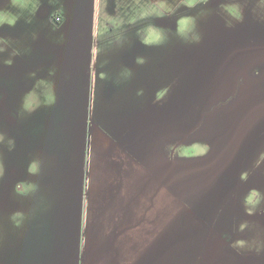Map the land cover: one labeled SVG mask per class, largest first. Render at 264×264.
Masks as SVG:
<instances>
[{
	"label": "rangeland",
	"instance_id": "obj_1",
	"mask_svg": "<svg viewBox=\"0 0 264 264\" xmlns=\"http://www.w3.org/2000/svg\"><path fill=\"white\" fill-rule=\"evenodd\" d=\"M231 2L188 7L185 0H41L33 15L31 8L0 0V8L23 17L0 28V37L10 41L0 53V133L6 138L0 143V264L85 263L86 250L69 245L77 246L81 234L68 233V218L57 210L61 204L48 199L43 212L37 209L32 196L41 185L31 169L43 147L62 154L73 146L64 164L38 171L41 181L52 182L53 195L66 200L65 169L83 178V167L73 169L67 161L82 165L76 151L88 150L85 132L94 123L110 127L132 115L139 118L133 129L141 157L147 162L156 156L155 166L171 173L173 194L229 239L222 264H264V6L239 0L244 20L229 27L221 5ZM57 13L64 16L59 23ZM9 59L11 66L4 63ZM39 80L54 83L57 102L44 105L47 89L41 86L42 105L24 112L23 98ZM88 83L96 96L88 95L81 108L88 118L78 135L68 114L80 104L77 93L84 99ZM160 132L165 138L157 149L147 136L159 141ZM33 184L37 190L28 195L16 191ZM16 213L21 215L14 220ZM182 219L172 224V242L138 264L202 259L201 225L193 231L186 224L183 240ZM238 242L244 246H234Z\"/></svg>",
	"mask_w": 264,
	"mask_h": 264
},
{
	"label": "crops",
	"instance_id": "obj_2",
	"mask_svg": "<svg viewBox=\"0 0 264 264\" xmlns=\"http://www.w3.org/2000/svg\"><path fill=\"white\" fill-rule=\"evenodd\" d=\"M107 116L112 118L113 114L108 111ZM72 121L74 126L71 127L77 129L78 135V128L87 127L86 119L73 117ZM138 121L139 118L132 115L121 121L114 120L110 127L94 123L92 129L85 132H88V150L81 153L82 150L77 148L76 151L84 159L82 165L78 161H67L73 169L83 167V178H79V172L74 175V170L65 169L70 183L66 200L53 195L52 182L41 181L38 171L64 164L65 154L73 146L64 149L62 154L43 147L50 158H44L42 153L36 161V176L41 190L39 188V193L32 199L37 209H41L48 199L55 206L61 204V209L57 210L62 212V217L68 218V222L64 221L66 230L69 234H81L77 246L75 243L69 245L75 250H86L84 264H89L90 260L93 264H138L148 254L153 255L161 245L172 242V224L177 217L183 218V240L185 233L188 234L186 224L192 226L193 231L201 225L203 257L201 260L195 258L194 264H222L229 241H220L218 230L204 223L199 213L191 210L184 199L181 202L182 197L173 194L171 173L166 172L163 165L160 168L155 166L160 161H155L156 156L148 157L147 162L141 157L139 132L133 129L134 125L138 126ZM159 135V141L147 136L154 146L158 144L157 149L161 147V138H165L164 133ZM75 139L78 140L79 136ZM154 152L156 149L150 148V155ZM27 166L25 180L28 181L31 177L30 163ZM170 169L171 165L168 166ZM24 200L22 197L20 202L23 210Z\"/></svg>",
	"mask_w": 264,
	"mask_h": 264
},
{
	"label": "clouds",
	"instance_id": "obj_3",
	"mask_svg": "<svg viewBox=\"0 0 264 264\" xmlns=\"http://www.w3.org/2000/svg\"><path fill=\"white\" fill-rule=\"evenodd\" d=\"M199 3H204L205 5L209 3V0H185V6L193 7L196 6ZM11 8L15 9H32V14L35 15L38 11V9L41 6V0H10ZM259 4L264 6V0H259ZM221 9L224 13L227 14V16L230 18L228 20V26L232 27L233 21L235 22H243L244 20V9L239 3V0H233L231 3H224L221 5ZM23 17L19 15L17 12H13L8 8H0V28L4 27L5 25L14 27ZM27 23H30V20H26ZM159 28L158 26H156ZM200 40L199 37L195 38V41L198 42ZM10 44V41L7 38L0 37V53H3L6 51V45ZM14 54H18L14 53ZM139 62H142L140 60ZM7 65L11 66L13 61L11 59L4 61ZM35 75V74H34ZM45 87L47 89L43 104L46 106H54L57 102V96L55 93V87L54 83L51 81L46 80H39L34 89L28 93L25 94L22 102V110L24 112L32 113L36 111L42 104L37 102V96H38V88L39 87ZM5 136L3 133H0V143H3L5 141ZM10 147H14V142L9 141L8 142ZM31 171L35 172L36 169L32 168ZM4 176V166L3 163L0 162V178H3ZM37 186L31 185L30 188L24 189V188H17V193L20 195H28L30 192L36 191ZM249 211H254V209H249ZM21 214L16 213L13 216V219H17ZM234 246H240L243 247V242H238V245Z\"/></svg>",
	"mask_w": 264,
	"mask_h": 264
},
{
	"label": "flooded vegetation",
	"instance_id": "obj_4",
	"mask_svg": "<svg viewBox=\"0 0 264 264\" xmlns=\"http://www.w3.org/2000/svg\"><path fill=\"white\" fill-rule=\"evenodd\" d=\"M63 15H61L60 13H57L55 16H54V21H55V23H59V22H61L62 20H63ZM77 89H80L81 87H76ZM84 90H86L87 91V93H85V95H84V99H81L80 98V95L77 93L76 94V96H78L77 98L79 99V106L77 107V108H71V109H69V117L70 118H77V119H87L88 118V116L87 117H85L84 116V114H83V112H82V110H81V108L82 107H84L85 105H86V102H87V100H88V95H92L93 96V94H92V88H91V84L90 83H88V86H86V87H84L83 88ZM85 91V92H86ZM94 93V92H93ZM74 106H76V105H74ZM220 239V241L221 240H223L224 242H227V241H229V239H225V238H219ZM230 243V242H229Z\"/></svg>",
	"mask_w": 264,
	"mask_h": 264
}]
</instances>
